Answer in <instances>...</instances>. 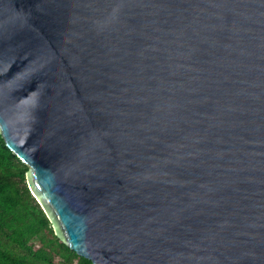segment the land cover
I'll return each instance as SVG.
<instances>
[{
	"label": "water",
	"instance_id": "95a60500",
	"mask_svg": "<svg viewBox=\"0 0 264 264\" xmlns=\"http://www.w3.org/2000/svg\"><path fill=\"white\" fill-rule=\"evenodd\" d=\"M0 132L93 264H264V0H0Z\"/></svg>",
	"mask_w": 264,
	"mask_h": 264
},
{
	"label": "trees",
	"instance_id": "16d2710c",
	"mask_svg": "<svg viewBox=\"0 0 264 264\" xmlns=\"http://www.w3.org/2000/svg\"><path fill=\"white\" fill-rule=\"evenodd\" d=\"M27 169L0 132V264H93L55 235L27 185Z\"/></svg>",
	"mask_w": 264,
	"mask_h": 264
}]
</instances>
